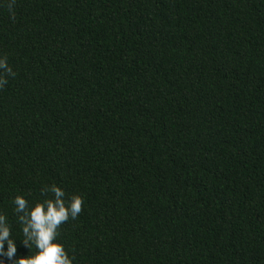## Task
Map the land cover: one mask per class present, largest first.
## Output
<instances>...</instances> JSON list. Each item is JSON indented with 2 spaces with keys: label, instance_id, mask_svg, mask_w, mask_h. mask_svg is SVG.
<instances>
[{
  "label": "trees",
  "instance_id": "trees-1",
  "mask_svg": "<svg viewBox=\"0 0 264 264\" xmlns=\"http://www.w3.org/2000/svg\"><path fill=\"white\" fill-rule=\"evenodd\" d=\"M0 56L13 239L55 184L73 264H264V0H0Z\"/></svg>",
  "mask_w": 264,
  "mask_h": 264
},
{
  "label": "clouds",
  "instance_id": "clouds-1",
  "mask_svg": "<svg viewBox=\"0 0 264 264\" xmlns=\"http://www.w3.org/2000/svg\"><path fill=\"white\" fill-rule=\"evenodd\" d=\"M15 72L8 64L6 56H0V90L8 84V78ZM42 194L51 193V198L30 205L23 196L17 195L12 203L20 225L22 240L13 239V230L8 217L0 213V264H73L63 244L58 242L60 226L69 219L75 220L82 211L83 199L74 195L65 200V191L52 184L41 189ZM23 247L29 252L34 247L35 254L18 253Z\"/></svg>",
  "mask_w": 264,
  "mask_h": 264
}]
</instances>
